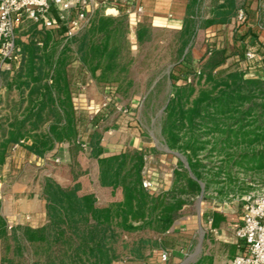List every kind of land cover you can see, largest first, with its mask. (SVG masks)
I'll use <instances>...</instances> for the list:
<instances>
[{
  "label": "trees",
  "instance_id": "1",
  "mask_svg": "<svg viewBox=\"0 0 264 264\" xmlns=\"http://www.w3.org/2000/svg\"><path fill=\"white\" fill-rule=\"evenodd\" d=\"M203 2L189 0L186 6L184 25L177 38L176 64L170 73L172 94L162 124L169 147L184 154L193 176L180 163L169 190L150 191L143 187L146 150L127 147L99 157L102 148L95 146L100 184L123 191V200L112 203L120 216L119 226L100 219L99 212L107 206L98 203L94 193L81 192L79 184L64 187L47 177L43 182L48 218L45 224H16L8 229L0 216V239L6 247L2 264H114L119 259L118 244L123 232L152 230L165 234L171 223L185 213L184 206L200 195L201 182L205 183L207 199L211 187L219 185L224 193L236 183L234 165L264 170V72L260 70L264 67V51L248 60L242 45L234 44L232 49L210 42L197 67L186 49L192 46L198 30L215 23L227 24L239 12L236 0H214L212 19L201 21ZM119 9L123 13L119 17L95 13L84 28L82 62L92 72L127 47V16L122 7ZM53 12L57 16V10ZM30 31L28 43L16 37L21 55L19 67L15 69L13 61L10 69L0 65L2 84L8 85L10 92L14 87L18 90L17 112L23 106L21 98L28 99L20 117L17 112L0 116V163L10 144L22 145L29 154L41 157L56 143L75 142L88 121L76 113L71 100L70 42L58 52L66 25L42 29L32 26ZM150 33L149 27L138 24V43L149 39ZM251 70L255 71L253 76L248 75ZM27 138L32 143L24 145ZM211 263L212 259L205 257L197 264Z\"/></svg>",
  "mask_w": 264,
  "mask_h": 264
},
{
  "label": "crops",
  "instance_id": "2",
  "mask_svg": "<svg viewBox=\"0 0 264 264\" xmlns=\"http://www.w3.org/2000/svg\"><path fill=\"white\" fill-rule=\"evenodd\" d=\"M188 2L189 0L151 1L152 7L150 8L147 4L145 18H142L139 23L151 29L150 38L138 43L136 31L134 33L127 32V47L118 50L115 57L103 61L101 66L94 72L86 68L82 62V53L86 43V31L84 29L80 30L72 39H67L65 36L63 43L58 47V52H60L66 42L69 41L71 44L72 58L68 65L71 100L76 113L78 115L83 114L88 118L76 141L88 151L86 154L88 157L83 156L82 153L77 155L72 152L71 147L75 146L76 142L64 141L56 143L42 157L41 162L50 161V157L53 161V156L59 157L64 167L75 170L73 185L79 184L84 193H94L98 202L101 201L103 205L108 206L113 202L122 201L123 191L119 187H105L100 184L98 159L104 155L121 152L127 147L144 149L148 152L145 156V171L147 175L154 179L155 191L157 192L167 191L173 186L174 170L180 163H184L190 175L193 176L184 154L169 147L162 130L161 121L158 122L157 126L155 125V120L164 119L165 108L162 107L150 113L147 111L145 115L141 106L143 102H151L153 105L155 102H162L165 97L169 96L170 99L171 88H173L170 73L175 67L178 49L176 35L183 28ZM236 4L239 12L241 10L244 12L245 20L240 21L237 15L227 24L215 23L200 28L192 46L186 49V53L189 51L194 61L205 54L210 42H215L218 46L229 45L232 49H234V44L236 46L242 45L246 48V51L251 49L258 56L264 51V0H236ZM211 5V3L208 4L204 0L201 6L204 18H199V20L212 19L210 18ZM243 8H246L247 12ZM206 9L208 11H205ZM109 10L111 15L106 16H119L118 14L121 11L113 7ZM24 21L25 19L16 21V29L22 26ZM30 23L31 26L25 30L24 36H17L26 43L32 37L30 31L32 26H37L38 29L45 28L32 20H30ZM165 33H168L169 36L160 37V34ZM171 34H173V38L170 37ZM243 36L244 41L241 42ZM38 44L43 45L42 42ZM151 45L167 49L170 56L172 49L173 60L168 59V61H165L163 54L154 53ZM50 47L51 45L49 49ZM128 56L131 57L129 61L126 60ZM154 56H157L155 58L156 67H153L152 62ZM137 61L142 64L147 63L150 66L148 72L152 73L143 76L138 75L135 71ZM20 63L21 55L19 60H14L13 67L17 69ZM0 65L4 69H10L12 66L11 64H1V62ZM107 67L112 68V70L106 71ZM260 70L264 72V68ZM162 83H164V87L169 88L166 90L163 99L161 96L163 93L160 92L159 95L157 90L162 86ZM8 89V85L2 84L0 79V107H3L0 109V116H13L18 111L15 107V104L20 101L18 90L16 87L11 92ZM27 95L28 90L25 91L24 97H27ZM21 101L24 102L22 109L17 112L19 117L28 104L27 98H21ZM119 104L121 105L119 106ZM122 104L130 106L129 113L123 110L125 108L122 107ZM95 146L102 148L99 157L93 154ZM28 155L36 158L33 154ZM20 160V153L15 151L10 163H16ZM24 162H27V160ZM59 173L58 170L56 174L50 173L46 176L52 177L63 186L66 179L61 178ZM201 193L196 201L192 200L184 206V209L196 207V212L191 209L190 213H183L178 216L168 227L165 234L152 230L142 231L145 236L139 240L138 244V252L143 253L141 258L151 257L154 253L162 255L165 252L169 254L170 258L171 254L179 252L175 247H172L170 241H174V235L183 229L186 230V228L188 230L189 228H195L202 232L199 247L205 243L207 252L204 255L212 259V264H230L234 257L243 251V241L236 235V231L242 223L243 201L230 203L220 200L219 202L209 203V198H204L206 195L205 184L202 200H200ZM24 204L28 206L27 212L39 216L35 224L30 223L28 225L38 227L48 221L46 200L41 201L39 195L32 198L26 197ZM39 220L40 222H38ZM193 221L196 224L193 225ZM213 247L216 248V251L210 254L208 250Z\"/></svg>",
  "mask_w": 264,
  "mask_h": 264
},
{
  "label": "rangeland",
  "instance_id": "3",
  "mask_svg": "<svg viewBox=\"0 0 264 264\" xmlns=\"http://www.w3.org/2000/svg\"><path fill=\"white\" fill-rule=\"evenodd\" d=\"M151 1L153 0H150V2L149 0L133 1L134 6L137 4L143 6L144 14L142 15V18H145L147 4L150 8L152 7ZM206 1L208 2V4L210 3L213 4L214 2V0H206ZM110 7L111 5H107V8L106 7L99 8L96 13H99L103 16L111 15L109 10ZM205 11L208 10L206 9ZM122 14H123L122 11H120L118 15L121 16ZM119 16H115V17H119ZM126 21L128 24V32L134 33L137 29V25L131 28L129 24L128 16ZM30 26H31L30 20L25 19L24 24L20 26L18 29H16L15 31L16 37L17 36L23 37L25 30H27ZM164 35L169 36L168 33H165V34H160V37H163ZM176 36L178 38V35ZM170 37L173 38V34H171ZM225 44L227 43L225 42ZM151 48H153L154 53H161V55L163 54L165 61H168V59H171V61L173 60L172 49L170 56L168 55L167 49L159 48L157 47V45H151ZM19 58H20V54L17 60H19ZM130 58H131L130 56L126 57V60L129 61ZM155 58H157V56H154V58H152L153 67H156L157 65L155 62ZM200 58L201 57H199L195 61L197 67L199 65L198 62ZM12 61L14 62V60ZM8 64H10V62H8ZM135 66H136L135 71H137V74L140 76L152 73V72H148L150 66L147 63L142 64L140 61H137ZM263 68L264 67H261V69ZM254 74H255L254 70L248 72L249 76H253ZM167 89L169 88L164 87V83H162V86H160L157 89L159 95L160 92L163 93V95H161L162 99L163 97H165ZM168 99L169 96L165 97V100H163L162 102H155V104L153 103V105L151 104V102L141 103L145 115L147 111H149L148 113H150L153 110L156 109L159 110L162 107L166 108L169 102ZM120 105L121 104H119V106ZM122 107L125 108L123 110H125L126 113H129L130 106L128 104H122ZM2 108L3 107L1 106L0 109ZM159 121H161V123L163 124V119L157 121L155 120L156 126L158 125ZM75 142L77 144L71 147L72 152H74V154L76 153L77 155L79 153H82L83 156L88 157L86 155L88 151H86L81 144L79 145L78 141ZM31 143H32L31 139L27 138L23 140L24 145ZM50 150H48L46 153H48ZM15 151H18V153H20L21 160L17 161L16 163L15 162L10 163L11 158L14 157ZM28 154L29 153L24 146L10 144L5 154L4 162L0 163V216L6 221L8 225V229H10L12 226L16 224H30V223L35 224V221L39 219L38 215L36 216L33 213L27 212L28 206L24 204V199H26V197L32 198L35 195H39L41 201H43V199L46 200L43 195V182L45 178H47L46 175L50 173L56 174L59 170L60 172L59 175L61 176V178L66 179L65 180L66 182L63 183V186L65 187L74 186L72 181L74 179L75 170L64 167L59 157L53 156V161L51 160L52 157H50L49 158L50 161L45 163V161L41 162L43 156L39 157L35 155L36 158H34L33 156H29ZM25 160H27V162H24ZM182 164L183 166H185L184 163ZM232 172L236 179V183H234L231 187H229L228 191L224 193L220 192L219 188L221 187L219 185H215L211 187V189L208 191L209 203H214V201L219 202L220 200L230 203L231 202L238 203L239 201H242L245 196L251 193H256V194L264 193V170H246L241 166L239 167L234 165ZM197 198L198 196L195 197L193 200L196 201ZM98 203L103 204L101 201ZM191 209H185L186 210L185 213H190V211L192 210L193 212H196V207H194L192 210ZM99 216L101 220L110 222L113 225L119 226L120 224V216L118 214L117 208L112 203L108 205L107 208H103V210L99 212ZM38 222H40V220ZM193 222H194L193 225L196 224L195 221ZM201 233H202L201 231L195 228L192 229L189 228V230L186 228V230L183 229L182 231L176 233L174 235V241H170V243L172 244V247H175V249L179 250V252L177 253L174 252L173 254H171L170 258L168 257V259L164 261L162 259V255L161 254L159 255V253H154V255L145 259L141 258L143 256L142 255L143 253L138 252L139 251L138 244L140 242L139 240L143 239V236L145 235L142 234V231H135V232L125 231L122 233L121 239L118 244L119 259L115 261L114 264H197L199 260L204 259L205 257H209L207 255L206 256L204 255V253L207 252L206 250L207 247H205V243L199 247ZM215 251H216L215 247H213L211 250H208L210 254ZM5 253H6L5 243L2 241V239H0V264H2L1 260ZM197 259L199 260L197 261Z\"/></svg>",
  "mask_w": 264,
  "mask_h": 264
},
{
  "label": "built area",
  "instance_id": "4",
  "mask_svg": "<svg viewBox=\"0 0 264 264\" xmlns=\"http://www.w3.org/2000/svg\"><path fill=\"white\" fill-rule=\"evenodd\" d=\"M134 0H0V62L8 64L17 60L20 49L16 47V21L29 19L37 24L51 28L63 23L67 27L66 38L72 39L84 29L99 8L111 5L110 8H123L128 16L130 27L142 20L144 8L133 5ZM57 10V16L53 10ZM240 21L245 20L241 10ZM248 60L258 57L253 50L246 51ZM199 74V72H198ZM191 81V77L187 78ZM143 187L155 191L154 179L146 174ZM242 223L236 231L243 241V251L237 254L230 264H264V193H251L243 198ZM169 257L162 253L165 261Z\"/></svg>",
  "mask_w": 264,
  "mask_h": 264
},
{
  "label": "water",
  "instance_id": "5",
  "mask_svg": "<svg viewBox=\"0 0 264 264\" xmlns=\"http://www.w3.org/2000/svg\"><path fill=\"white\" fill-rule=\"evenodd\" d=\"M201 186H202V193H201V197H200V200H202V197H203V194H204V183H201ZM203 239V236L201 238V241Z\"/></svg>",
  "mask_w": 264,
  "mask_h": 264
}]
</instances>
